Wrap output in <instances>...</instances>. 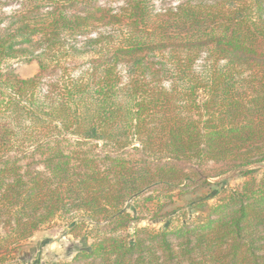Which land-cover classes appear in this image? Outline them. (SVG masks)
Here are the masks:
<instances>
[{
    "label": "trees",
    "instance_id": "obj_1",
    "mask_svg": "<svg viewBox=\"0 0 264 264\" xmlns=\"http://www.w3.org/2000/svg\"><path fill=\"white\" fill-rule=\"evenodd\" d=\"M8 3L0 264H264V0ZM208 162L242 183L171 208ZM55 226L87 246L25 263Z\"/></svg>",
    "mask_w": 264,
    "mask_h": 264
},
{
    "label": "rangeland",
    "instance_id": "obj_2",
    "mask_svg": "<svg viewBox=\"0 0 264 264\" xmlns=\"http://www.w3.org/2000/svg\"><path fill=\"white\" fill-rule=\"evenodd\" d=\"M97 1L101 5L114 8L118 7L123 2V0ZM179 1L180 0H164V4L174 5ZM161 4V2H156L157 7H160ZM14 6L15 5L11 3L0 5V13H9L14 9ZM198 63H200V61ZM12 69L19 77L26 78L36 73L38 65L35 61H13ZM53 77L54 72H48V74L44 76V79L45 81H49V79H52ZM224 169L225 167H223L222 165L212 162H208L201 166L200 170L202 171L204 176L209 177L208 182L210 184L199 186L197 184L201 182H198L196 185L199 187L193 188L192 186H189L188 188L183 189L174 201L175 203L170 207L173 208L176 206L185 205L188 201L194 199L197 196L208 198L211 203L214 202V196L219 189V186L217 184H213L214 182H218L223 186L227 185L231 188L238 187L242 183L243 177L236 174L235 171H229L221 174ZM261 171L262 170L260 169H256V171L254 172L257 178L260 177ZM147 223L152 224V222H147L145 219L141 220L138 225H144ZM87 243L88 241H84L83 239L74 238L72 235L66 232L64 227L61 226H55L53 229H40L23 243V246L20 249V258L25 263H33L37 261H40V263L69 261L75 251L86 247Z\"/></svg>",
    "mask_w": 264,
    "mask_h": 264
}]
</instances>
